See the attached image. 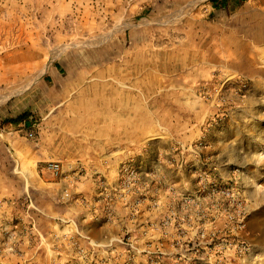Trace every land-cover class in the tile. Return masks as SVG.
I'll return each instance as SVG.
<instances>
[{
    "label": "rangeland",
    "instance_id": "rangeland-1",
    "mask_svg": "<svg viewBox=\"0 0 264 264\" xmlns=\"http://www.w3.org/2000/svg\"><path fill=\"white\" fill-rule=\"evenodd\" d=\"M54 61L64 63L69 83H135L137 101L151 104L153 120L166 127L177 119L195 131L151 141L146 155L122 164L139 175L118 197L115 236L103 248H83L84 238L63 233V226L52 234L19 226V211L31 205L24 197L38 195L34 179L49 180L42 173L47 163L62 166L43 161L31 175L23 164L34 167L32 155L62 146L52 145L58 133L47 129L37 141L34 129L20 131L9 121L29 114L26 83L33 80L40 123L55 95L53 83L38 85L33 77ZM113 66L115 74L106 72ZM90 131L73 121L59 132L71 137L69 151L84 153ZM194 147L203 148L199 161L209 163L204 168L219 187H240L248 214L242 230L225 232L221 197L206 208L190 171ZM66 174L90 176H52ZM263 179L264 0H0V264H264Z\"/></svg>",
    "mask_w": 264,
    "mask_h": 264
},
{
    "label": "crops",
    "instance_id": "crops-1",
    "mask_svg": "<svg viewBox=\"0 0 264 264\" xmlns=\"http://www.w3.org/2000/svg\"><path fill=\"white\" fill-rule=\"evenodd\" d=\"M168 57L172 58L173 53ZM195 59L196 62L199 61L200 56H196ZM63 64L62 61L47 63L42 73L39 74L40 71L37 70L36 73L39 75L33 77L38 85L53 83L55 95L54 98H47L50 109L39 124L35 121L39 111V96L34 91V81L26 83L28 84L26 87L31 90L32 100L24 110H28V117L17 125L20 131L22 128L34 129L37 141L47 129L54 137H57L58 133V140L53 141L52 145H60L62 149L45 155L35 153L32 155L35 159L34 167L23 165L31 175L34 173L38 175L37 164L43 161H59L64 171L84 170L90 176L75 179L66 174L65 178L55 179L51 173L43 170L44 175L50 176L49 180L34 179L38 185V195L31 193L29 199L24 197V201L29 200L31 205L27 206L26 210L19 211L24 222L19 226L40 234L44 232L52 234L53 228L63 226V233L70 232L80 239L84 238L83 248H103L115 236V209L119 211L121 205V199H118L121 165L128 160H139L140 156L146 155L151 141L162 138L183 139L191 137L195 131L184 130L177 119L175 123L170 121V126L166 127L163 126V122L153 120L151 104H147L146 100L143 103L137 101L135 83L107 81L79 85L69 83L62 77L61 70H65ZM144 67L149 68L146 64ZM116 71L114 66L106 69V72L111 74H115ZM134 71L129 70L128 74ZM177 71L176 69L175 72ZM40 79L42 82L39 83ZM68 90L79 91L77 97L71 100L61 99ZM71 106L75 108L71 110ZM73 121L88 124L91 130L87 140L90 145L89 151L84 153L80 150L69 151L67 147L70 146H65L66 143L71 144L72 139L59 131L65 129L66 123ZM93 171L98 173L97 177L92 176ZM262 184L264 185V179ZM65 191L68 192V197L64 194Z\"/></svg>",
    "mask_w": 264,
    "mask_h": 264
},
{
    "label": "built area",
    "instance_id": "built-area-1",
    "mask_svg": "<svg viewBox=\"0 0 264 264\" xmlns=\"http://www.w3.org/2000/svg\"><path fill=\"white\" fill-rule=\"evenodd\" d=\"M30 137L32 135H29ZM182 149V148H180ZM193 153L197 155V161L190 165V171L192 174L196 176L197 184L200 185V191L202 195V199L207 203L206 208L214 209V197L218 196L222 198V203L219 206V211L223 214L227 222V228L225 232L235 231L238 232L245 227V220L248 216L246 213V205L244 201L241 199V189L237 186H228L230 183H226L224 187H219L218 182L215 179H211L209 174H207L205 166H208L209 163L206 165L199 160L202 157V150L201 147H194L190 149ZM177 168H181L183 164L175 165ZM46 171L51 173L53 176H59L62 173V167L59 163H47L45 168ZM121 175L122 180H120V196L123 193L129 192V185L131 181H134L139 175L138 170L134 167L133 164H126L121 166ZM228 181H231L229 179ZM227 181V182H228ZM199 192V191H198ZM67 197L69 196L68 193L65 194Z\"/></svg>",
    "mask_w": 264,
    "mask_h": 264
},
{
    "label": "trees",
    "instance_id": "trees-1",
    "mask_svg": "<svg viewBox=\"0 0 264 264\" xmlns=\"http://www.w3.org/2000/svg\"><path fill=\"white\" fill-rule=\"evenodd\" d=\"M214 4L218 3V2H226V0H211ZM243 1V0H241ZM28 117V114L26 112L22 113L21 115H19L18 117L11 119L9 121V123L11 124H15L18 125L21 122H23L24 120H26V118Z\"/></svg>",
    "mask_w": 264,
    "mask_h": 264
},
{
    "label": "bare ground",
    "instance_id": "bare-ground-1",
    "mask_svg": "<svg viewBox=\"0 0 264 264\" xmlns=\"http://www.w3.org/2000/svg\"><path fill=\"white\" fill-rule=\"evenodd\" d=\"M262 28V27H261ZM260 36H261V33H260ZM259 38V37H258ZM258 40V39H257Z\"/></svg>",
    "mask_w": 264,
    "mask_h": 264
}]
</instances>
